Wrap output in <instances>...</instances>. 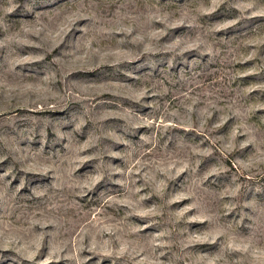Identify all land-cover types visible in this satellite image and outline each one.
I'll list each match as a JSON object with an SVG mask.
<instances>
[{
  "label": "rangeland",
  "instance_id": "1",
  "mask_svg": "<svg viewBox=\"0 0 264 264\" xmlns=\"http://www.w3.org/2000/svg\"><path fill=\"white\" fill-rule=\"evenodd\" d=\"M0 264H264V0H0Z\"/></svg>",
  "mask_w": 264,
  "mask_h": 264
}]
</instances>
